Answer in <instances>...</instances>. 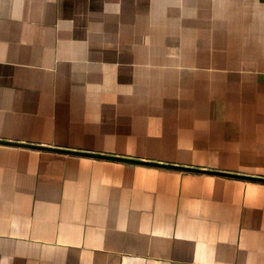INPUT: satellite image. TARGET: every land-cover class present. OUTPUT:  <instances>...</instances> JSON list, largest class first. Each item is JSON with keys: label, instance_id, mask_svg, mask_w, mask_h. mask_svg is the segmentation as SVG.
<instances>
[{"label": "crops", "instance_id": "0c3cea01", "mask_svg": "<svg viewBox=\"0 0 264 264\" xmlns=\"http://www.w3.org/2000/svg\"><path fill=\"white\" fill-rule=\"evenodd\" d=\"M0 142V264H264V0H0Z\"/></svg>", "mask_w": 264, "mask_h": 264}, {"label": "water", "instance_id": "95a60500", "mask_svg": "<svg viewBox=\"0 0 264 264\" xmlns=\"http://www.w3.org/2000/svg\"><path fill=\"white\" fill-rule=\"evenodd\" d=\"M0 143L9 144L10 142H0ZM14 145H20V144H14ZM21 146L30 147V148H34V149L55 151V152H60V153L72 154V155H78V156L91 157V158L107 159V160L109 159V160H115V161H120V162H132V163L134 162V163H139L138 161H135V160H127V159H123V158H115V157H109V156H102V155H98V154H90V153H82V152H73V151H67V150H59V149H54V148H47V147H42V146H31V145H21ZM140 163L151 164V165H158L159 166V164H152V163H146V162H140ZM162 167L175 168L174 166H166V165H164ZM177 169H181V168H177ZM184 170H186V171H193V172H203L202 170H193V169H186V168H184ZM215 174H219V175H223V176H227V177L242 178V179H247V180H252V181H262V182H264L263 179H258V178H249V177L236 176V175H230V174H222V173H215Z\"/></svg>", "mask_w": 264, "mask_h": 264}]
</instances>
